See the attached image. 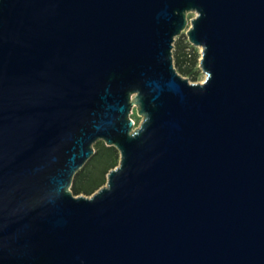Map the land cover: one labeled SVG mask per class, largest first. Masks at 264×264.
Listing matches in <instances>:
<instances>
[{
	"label": "water",
	"instance_id": "1",
	"mask_svg": "<svg viewBox=\"0 0 264 264\" xmlns=\"http://www.w3.org/2000/svg\"><path fill=\"white\" fill-rule=\"evenodd\" d=\"M0 264H264V0H0Z\"/></svg>",
	"mask_w": 264,
	"mask_h": 264
},
{
	"label": "trees",
	"instance_id": "2",
	"mask_svg": "<svg viewBox=\"0 0 264 264\" xmlns=\"http://www.w3.org/2000/svg\"><path fill=\"white\" fill-rule=\"evenodd\" d=\"M174 65L179 74L195 82L199 65L197 51L188 43L186 36L176 39L174 44ZM92 159L80 170L73 182L71 191L75 196H91L107 182L108 173L119 165L120 153L115 147H107L103 142L95 146Z\"/></svg>",
	"mask_w": 264,
	"mask_h": 264
},
{
	"label": "rangeland",
	"instance_id": "3",
	"mask_svg": "<svg viewBox=\"0 0 264 264\" xmlns=\"http://www.w3.org/2000/svg\"><path fill=\"white\" fill-rule=\"evenodd\" d=\"M194 17H195V14H193V13H192V14H189V16H188L189 20L192 19V18H194ZM182 35H185V36H186V32H184ZM182 35H181V36H182ZM186 40H187L188 43H189V40H188V37H187V36H186ZM189 44H190V43H189ZM190 45H191V44H190ZM191 46L197 51V53H198V55H199V61H200L201 56H202V49L199 48V47H194L193 45H191ZM173 52H174V51H173ZM196 71H198V76H197L196 81H195V82H193V81H191V80H189V81H190L191 83H203L204 80H205V78H206V75H205V74L202 72V70L200 69V64L197 66ZM185 78L189 79L188 77H185ZM131 119L135 122V127H138L139 124H140L141 121H142V117H140V116L138 115L136 108H134L133 111H132ZM81 195L85 196L84 194H81Z\"/></svg>",
	"mask_w": 264,
	"mask_h": 264
}]
</instances>
